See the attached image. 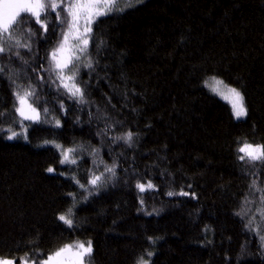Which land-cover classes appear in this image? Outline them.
<instances>
[{"label":"trees","instance_id":"trees-1","mask_svg":"<svg viewBox=\"0 0 264 264\" xmlns=\"http://www.w3.org/2000/svg\"><path fill=\"white\" fill-rule=\"evenodd\" d=\"M118 6L69 64L83 103L49 63L65 25L54 12L47 32L29 17L37 35L26 24L0 54V256L39 264L88 240L87 264H264V166L238 158L245 141L264 145V0ZM212 78L241 92L244 118ZM25 91L38 121L16 112ZM69 209L72 227L59 219Z\"/></svg>","mask_w":264,"mask_h":264},{"label":"snow or ice","instance_id":"snow-or-ice-1","mask_svg":"<svg viewBox=\"0 0 264 264\" xmlns=\"http://www.w3.org/2000/svg\"><path fill=\"white\" fill-rule=\"evenodd\" d=\"M119 0H0V54L9 52L10 49L7 46V42L12 39L13 34L17 31H24V26L27 24V32L29 36L37 35L38 30H33V27L30 24L29 17L35 20V23L40 25L45 32L49 28V11L56 14V20L60 24H67V31L63 33V40L60 43V46L55 49L51 54V59L54 62V71L57 75V78L60 79V86L65 88L72 97L78 98L80 103L84 102V91L83 89L75 83L76 72H73L71 76H65L64 69L72 62V58L69 57L67 61L62 62L57 58V53H62L65 50V45L69 42L70 36L78 41V44L75 46L81 53H84L89 44L88 37L92 34L94 26L100 20V18L110 15L114 11H123V9L118 6ZM131 4H127L126 7H130ZM66 13V15H62ZM23 14H28L23 15ZM82 29V30H81ZM16 46L21 48H31L29 44H21L19 40H16ZM17 57H21L20 52L13 53ZM76 59H79L77 56ZM27 61H25L26 63ZM86 67L91 68V62H89ZM4 69L0 67V73ZM215 81L216 85H221L223 82L220 80ZM71 85V86H70ZM212 91L217 94L223 95L225 99L229 101L232 106L233 114L235 117L240 118L247 114V109L244 104V97L240 91L236 88H227V95H224L220 92L218 88H213ZM34 95L31 91H25L23 95L16 93L17 100L20 104V107L16 108V112L23 119H32L39 120V112L32 104L27 103V98ZM27 104L28 109L31 111L29 115L25 109L24 105ZM47 112V109H44ZM0 115H3L0 113ZM57 125H59V120H57ZM3 131V129H0ZM11 132V135L7 139H15L19 133L13 131L11 128L7 129ZM117 139H121L117 137ZM126 142L129 144L132 140V133H127L123 137ZM57 147H60L57 145ZM69 151L63 153V159L61 163L68 162ZM238 152L242 153L238 158L241 161L247 160L248 162L255 164L259 162L264 166V145H253L245 141L242 146L238 148ZM74 163V161H72ZM48 172H53V168H48ZM108 172H114L113 168H108ZM101 177L95 176L89 180V184L96 186L100 181ZM78 182V181H77ZM84 187V185H81ZM136 187L144 192L147 189L153 188L151 183L147 185L142 183H137ZM255 187V183H253ZM258 191L264 192V189H258ZM186 195V193H181ZM172 195V193H169ZM143 203V201H142ZM261 203L264 204V197L261 198ZM71 209L68 210L67 214L59 216V219L67 224L69 227H72L73 220L70 218ZM261 216L264 218V209H261ZM264 239V237H262ZM92 242L88 241L87 246L84 243H78L75 246L66 245L64 248H61L49 255L46 260L40 261V264H85V258L90 257L92 254ZM66 254H70L66 256ZM149 256L152 255L151 252L148 253ZM18 258H6L0 256V264H17ZM20 264H29L28 260L21 259ZM35 264V262H33ZM137 264H149L148 261L144 260L142 257L137 261Z\"/></svg>","mask_w":264,"mask_h":264},{"label":"rangeland","instance_id":"rangeland-1","mask_svg":"<svg viewBox=\"0 0 264 264\" xmlns=\"http://www.w3.org/2000/svg\"><path fill=\"white\" fill-rule=\"evenodd\" d=\"M132 0H119V2H124V3H130ZM137 1V0H136ZM40 26V25H39ZM62 29H61V33H60V35H59V37H58V40L56 41V43L52 46V48L50 49V51H49V63H50V65L54 68V62L52 61V59H51V54H52V52L55 50V49H57L59 46H60V43H61V41L63 40V33L65 32V31H67V24L65 23V25L64 26H62L61 27ZM82 30V29H81ZM88 39H90V36L88 37ZM78 44V41L77 40H75V39H73L71 36H70V38H69V42L65 45V50L62 52V53H57V58L59 59V60H61L62 62H65V61H67V59L69 58V57H71L72 58V63L74 62V61H76V57L78 56H80V55H82V56H84L85 55V57H86V55H87V49H86V51L84 52V53H81L79 50H78V48L77 47H75L76 45ZM87 48H88V46H87ZM84 59V57H82V59L81 60H83ZM73 72H75V69L74 68H72V67H70L69 65H68V67L66 68V69H64V74H65V76H71L72 74H73ZM216 80H219L218 78H215ZM61 82V81H60ZM71 86V85H70ZM218 88L219 90H220V92L221 93H223L224 95H227V88H229V87H231V88H235V87H233V86H229V85H227V84H225V83H222L221 85H216L215 84V81L213 80V79H208L207 81H206V88H207V90L210 92V93H212V94H214V95H216L218 98H220L221 100H223V101H225V102H227L228 104H229V106H230V110H231V113H232V115H233V117L235 118V119H242V118H244L245 116H243V117H240V118H237V117H235L234 116V114H233V109H232V106H231V104L229 103V101L227 100V99H225L224 98V96L223 95H220V94H217L216 92H214V91H212V89L213 88ZM238 90V89H237ZM239 91V90H238ZM27 103L28 104H31L30 102H28L27 101ZM33 106V105H32ZM18 107H20V104H18ZM34 107V106H33ZM24 109H25V111L30 115V114H32L31 113V111H30V109H28V107H27V104H25L24 105ZM253 145H261V144H259V143H257V144H253ZM242 146V145H241ZM240 147V146H239ZM66 150H63V153L65 152ZM87 242H88V240L87 241H73V242H70V243H67V244H65V245H63L62 247H60L59 249H61V248H64L66 245H71V246H75V245H77L78 243H84L85 244V246H87ZM58 249V250H59ZM57 251V250H56ZM56 251H54V252H56ZM53 254V253H52ZM51 255V254H50ZM70 254H66V256H69ZM49 256V255H48ZM48 256L45 258V259H42V260H46L47 258H48ZM89 258L90 257H86L85 258V264H87V262H88V260H89ZM22 258H18L17 259V264H20V260H21ZM41 260V261H42ZM29 262V264H33V262L34 261H28ZM40 264V263H39Z\"/></svg>","mask_w":264,"mask_h":264}]
</instances>
